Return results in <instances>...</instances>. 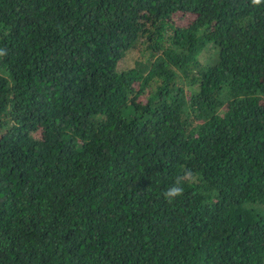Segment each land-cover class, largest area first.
<instances>
[{"label": "trees", "instance_id": "16d2710c", "mask_svg": "<svg viewBox=\"0 0 264 264\" xmlns=\"http://www.w3.org/2000/svg\"><path fill=\"white\" fill-rule=\"evenodd\" d=\"M0 47V264H264V3L0 0Z\"/></svg>", "mask_w": 264, "mask_h": 264}, {"label": "clouds", "instance_id": "9594fccd", "mask_svg": "<svg viewBox=\"0 0 264 264\" xmlns=\"http://www.w3.org/2000/svg\"><path fill=\"white\" fill-rule=\"evenodd\" d=\"M252 6H259L264 3V0H250ZM7 54V50L0 47V57H4ZM196 174L192 169H185L182 174L177 175L174 181L163 191V197L167 202L172 203L179 197H182L185 191L184 185L192 183L195 180Z\"/></svg>", "mask_w": 264, "mask_h": 264}, {"label": "rangeland", "instance_id": "374dc122", "mask_svg": "<svg viewBox=\"0 0 264 264\" xmlns=\"http://www.w3.org/2000/svg\"><path fill=\"white\" fill-rule=\"evenodd\" d=\"M134 53L131 51L130 53L124 55L118 62L119 67L130 66L133 62Z\"/></svg>", "mask_w": 264, "mask_h": 264}]
</instances>
